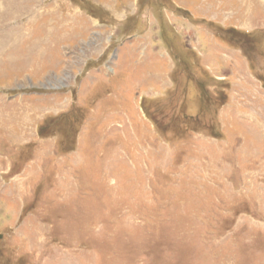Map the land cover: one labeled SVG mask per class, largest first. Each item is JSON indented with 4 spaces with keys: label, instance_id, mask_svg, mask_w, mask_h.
<instances>
[{
    "label": "rangeland",
    "instance_id": "rangeland-1",
    "mask_svg": "<svg viewBox=\"0 0 264 264\" xmlns=\"http://www.w3.org/2000/svg\"><path fill=\"white\" fill-rule=\"evenodd\" d=\"M0 264H264V0H0Z\"/></svg>",
    "mask_w": 264,
    "mask_h": 264
},
{
    "label": "bare ground",
    "instance_id": "bare-ground-1",
    "mask_svg": "<svg viewBox=\"0 0 264 264\" xmlns=\"http://www.w3.org/2000/svg\"><path fill=\"white\" fill-rule=\"evenodd\" d=\"M1 48V47H0Z\"/></svg>",
    "mask_w": 264,
    "mask_h": 264
}]
</instances>
